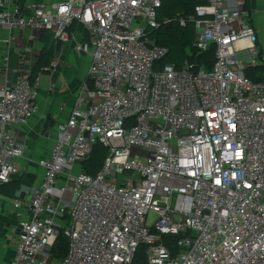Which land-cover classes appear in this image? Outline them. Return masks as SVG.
<instances>
[{"label": "built area", "instance_id": "2783aa9c", "mask_svg": "<svg viewBox=\"0 0 264 264\" xmlns=\"http://www.w3.org/2000/svg\"><path fill=\"white\" fill-rule=\"evenodd\" d=\"M161 7L0 0V188L21 173L16 127L39 112L41 87L40 75L10 74L2 34L50 33L90 59L71 115L39 161L41 185L12 200L20 232L9 264H133L141 246L147 264H264V74L246 76L264 67L253 15L237 0L197 7L194 46L216 53L210 70L194 72L160 65L168 49L149 31ZM18 56L28 65L33 50ZM96 146L108 155L89 176L83 164ZM61 232L68 252L58 259ZM164 237L177 238L176 255Z\"/></svg>", "mask_w": 264, "mask_h": 264}, {"label": "crops", "instance_id": "0c3cea01", "mask_svg": "<svg viewBox=\"0 0 264 264\" xmlns=\"http://www.w3.org/2000/svg\"><path fill=\"white\" fill-rule=\"evenodd\" d=\"M17 1L52 5L62 0ZM237 1L244 3L243 0ZM248 4V11L253 15L251 22L257 31L256 43L260 53L264 54V0H248ZM43 35L44 33L30 30L2 34L3 40H10L9 71L11 75L15 71L21 72V68L27 73L25 76L31 73L30 63L22 67L18 51L27 47L33 49L40 46L41 50L36 54L39 58L46 47L45 35ZM0 46L3 49L6 47L4 44ZM59 47L61 50L55 54L53 61L59 64L58 70L52 72L50 66L40 74L41 87L37 101L39 112L27 126L16 127L19 141L26 150L24 158L20 161L21 191L16 199L22 195L29 196L36 187L41 185L43 170L39 167V161L50 156L56 141L57 127L69 119L79 89L87 76L89 57L77 53L72 44ZM34 53L35 49H33ZM15 78L16 76H13V80ZM12 200L0 194V264H9L13 260L20 232Z\"/></svg>", "mask_w": 264, "mask_h": 264}, {"label": "trees", "instance_id": "16d2710c", "mask_svg": "<svg viewBox=\"0 0 264 264\" xmlns=\"http://www.w3.org/2000/svg\"><path fill=\"white\" fill-rule=\"evenodd\" d=\"M243 1L245 8L248 10V0ZM206 4L207 0H162V7L157 14L159 28L149 31V35L157 41L158 45L168 49V54L159 62L161 63L160 65L172 66L178 70H182L187 64H190L195 66L194 72L200 68L210 70L213 67L215 63V47H212L206 53H200L194 46L196 24L193 17L196 15V8ZM182 18L186 22L185 25L181 23ZM167 21H170V24L166 25L165 23ZM44 34L52 38L50 33ZM45 42L46 47L41 52L40 57L29 75V80L32 82L38 75L42 74V71H45L47 67L53 64L55 54L59 50V45L54 47L52 43V45L50 44V47H48V40H45ZM258 74H264V67L250 68L246 71V76L253 81L258 80ZM107 155V149L102 146H96L92 155L84 162L83 172L89 176L97 175ZM21 180V176H16L10 184L0 188V194L15 199L21 191ZM65 220L66 222L69 220L68 215H65ZM163 241L164 244L171 249L173 255L178 253L176 237H164ZM147 250V247L141 246L133 264H147ZM67 252L68 240L61 232L53 249V253L58 259H62L66 256Z\"/></svg>", "mask_w": 264, "mask_h": 264}, {"label": "rangeland", "instance_id": "374dc122", "mask_svg": "<svg viewBox=\"0 0 264 264\" xmlns=\"http://www.w3.org/2000/svg\"><path fill=\"white\" fill-rule=\"evenodd\" d=\"M45 35V34H44ZM46 39L45 40H48V43H49V46L48 47H50V44L52 45V43H53V45H54V47H57V45L55 44V42L53 41V39L49 36H44ZM33 49H35V53L33 54V56H31V58L29 59V61H30V64H31V68H33L34 67V65H35V62H36V60H37V56H36V54L39 52V50H41V47L40 46H36V47H34ZM32 49V50H33ZM59 50H61L60 49V47H59ZM58 50V51H59ZM41 54V53H40ZM80 57H82L81 55H79ZM26 65H22V67H25ZM22 72V73H21ZM21 72L19 73V75L20 76H25V75H27V73L26 72H24V69L23 68H21ZM26 77V76H25ZM20 176V175H19ZM120 179H121V177H120ZM66 197H69L68 195L66 196ZM157 217H156V215H154V214H150L149 215V222H153V221H155V219H156ZM0 262H1V260H0Z\"/></svg>", "mask_w": 264, "mask_h": 264}]
</instances>
